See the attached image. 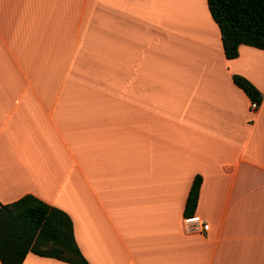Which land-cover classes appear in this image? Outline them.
Wrapping results in <instances>:
<instances>
[{
	"label": "crops",
	"instance_id": "crops-1",
	"mask_svg": "<svg viewBox=\"0 0 264 264\" xmlns=\"http://www.w3.org/2000/svg\"><path fill=\"white\" fill-rule=\"evenodd\" d=\"M26 193L90 264H264V49L226 58L206 0H0V203Z\"/></svg>",
	"mask_w": 264,
	"mask_h": 264
},
{
	"label": "trees",
	"instance_id": "trees-1",
	"mask_svg": "<svg viewBox=\"0 0 264 264\" xmlns=\"http://www.w3.org/2000/svg\"><path fill=\"white\" fill-rule=\"evenodd\" d=\"M217 24L226 58L238 56L241 44L264 49V0H206ZM233 82L250 101L259 104L261 92L245 77ZM202 178L196 175L188 192L184 216L194 215ZM31 252L68 264H90L76 243L71 217L62 209L26 193L0 203V264H22Z\"/></svg>",
	"mask_w": 264,
	"mask_h": 264
},
{
	"label": "built area",
	"instance_id": "built-area-1",
	"mask_svg": "<svg viewBox=\"0 0 264 264\" xmlns=\"http://www.w3.org/2000/svg\"><path fill=\"white\" fill-rule=\"evenodd\" d=\"M257 106L258 104L256 102H251L250 104L252 110L256 109ZM183 226L187 233H204L209 228V224L201 216L196 214L184 217Z\"/></svg>",
	"mask_w": 264,
	"mask_h": 264
},
{
	"label": "bare ground",
	"instance_id": "bare-ground-1",
	"mask_svg": "<svg viewBox=\"0 0 264 264\" xmlns=\"http://www.w3.org/2000/svg\"><path fill=\"white\" fill-rule=\"evenodd\" d=\"M187 26V25H186ZM189 26V25H188Z\"/></svg>",
	"mask_w": 264,
	"mask_h": 264
}]
</instances>
